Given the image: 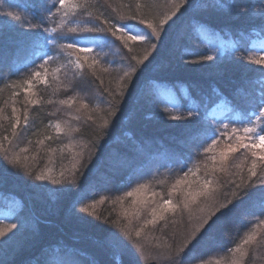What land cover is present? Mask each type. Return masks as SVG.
<instances>
[{
    "label": "trees",
    "instance_id": "trees-1",
    "mask_svg": "<svg viewBox=\"0 0 264 264\" xmlns=\"http://www.w3.org/2000/svg\"><path fill=\"white\" fill-rule=\"evenodd\" d=\"M64 1L0 0V264H264V0ZM89 37L121 59L70 42ZM63 52L96 68L67 80ZM75 94L85 155L45 192L47 161L71 159L52 120ZM184 181L192 203L164 204Z\"/></svg>",
    "mask_w": 264,
    "mask_h": 264
},
{
    "label": "rangeland",
    "instance_id": "rangeland-1",
    "mask_svg": "<svg viewBox=\"0 0 264 264\" xmlns=\"http://www.w3.org/2000/svg\"><path fill=\"white\" fill-rule=\"evenodd\" d=\"M65 1L67 3V5L65 4V7L68 8V5L70 6V4H72V0H65ZM123 30L126 32L127 35L130 36L131 39L145 40L149 36L147 31L141 28H137V27H132V28L124 27ZM55 38L59 39L60 41H66L67 36L58 34L55 37L54 34L52 35L49 33L48 40H47L48 47H49V44L51 45L55 41ZM124 39L126 40L127 38L125 37ZM74 40L70 41L75 45V47L72 46L73 48H77V50H80V51H95L97 54L101 55L102 58L105 60L104 62L109 65H111V61H113L114 59L115 60L121 59V51L118 45H116L114 38H111V40H109L103 37H91V38L89 37V38L77 39L76 41ZM70 42L68 43L70 44ZM253 48L255 52H261L263 53L262 55H264V38H261L260 40L254 42ZM58 55H61V57L63 58V62L59 63V66H62V68H56V70L58 71L66 70V73H64V76L67 77V80L71 79V73L82 69L83 65H85L87 61L93 64L96 68V63H94V61L92 60H88L87 58H82V57L77 58L76 55L67 54L64 52ZM70 68L75 69V70H73L72 72H69L71 71V70H68ZM57 79L62 80L60 75L58 76ZM54 80H55V77L52 78V82ZM63 82H64V79L62 80V83ZM29 94L30 93L28 92V95ZM77 95L78 94H75L70 99L63 101V102H59L58 103L59 107L55 113V118L52 120L53 130L56 131L58 134H60L61 137L65 139V142H67L68 145L72 146V148H70L71 149L70 151L71 159L69 161V164H67L66 166H61L60 169L53 168L52 166L49 165V162L47 161L46 167H44V169L39 173V175L37 174V177H35V182H34V184H36V186L39 189L45 188L44 190L45 192H47L46 190H49L48 188H50L51 186L55 185L56 187H58L60 183L59 182L60 179L61 181H67L69 176H71L72 173L75 171V169L79 166L82 160V157L85 155V147L82 144L78 143L74 135L78 128V122H80V118L78 116H81L83 114L86 115V112L87 110L89 111V108H88V105H86L83 102V99L80 98L81 96L80 95L77 96ZM31 98H33V94ZM31 98L29 100H31ZM215 111H216V116H218L222 113L223 110L219 108ZM20 112H22L21 109H20ZM16 116L18 115L16 114ZM256 138L261 142L264 141L263 133L258 131L256 133ZM1 147L2 146H0V151H1ZM9 147H10V152L4 158L5 161L7 160L8 163L13 162V161H19L20 157L17 155H19V153L21 154L22 151L24 150L26 151L28 150L27 146L25 145L23 146L22 143L18 144L17 146H13V144H10ZM0 153H4V152H0ZM198 185L199 184L197 183L190 184V182H187V181L176 184L177 187L176 189L174 188L175 189L174 191L169 190L167 194H164L166 195V197L164 198L163 203L167 205H169L170 203H173L175 201V195L178 192L180 193L178 203H184L187 201L192 203L193 193L198 192V189H196ZM208 189H209V185H206V189L204 192H206ZM204 192L197 193L196 195L200 196ZM82 213L84 214L90 213V211L87 208H84L82 210ZM149 226L151 227V225ZM135 249L140 250L139 248H135ZM237 253L235 254L239 255V253H242V251L239 250V252ZM233 260H234V257H233ZM215 264H220V263L216 262Z\"/></svg>",
    "mask_w": 264,
    "mask_h": 264
}]
</instances>
